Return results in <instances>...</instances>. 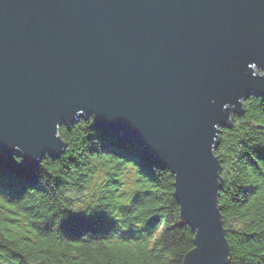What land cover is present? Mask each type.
I'll return each mask as SVG.
<instances>
[{
    "label": "water",
    "instance_id": "1",
    "mask_svg": "<svg viewBox=\"0 0 264 264\" xmlns=\"http://www.w3.org/2000/svg\"><path fill=\"white\" fill-rule=\"evenodd\" d=\"M260 71L264 0H0V150L36 169L93 118L174 176L195 235L182 264H229L216 150L264 97Z\"/></svg>",
    "mask_w": 264,
    "mask_h": 264
},
{
    "label": "trees",
    "instance_id": "2",
    "mask_svg": "<svg viewBox=\"0 0 264 264\" xmlns=\"http://www.w3.org/2000/svg\"><path fill=\"white\" fill-rule=\"evenodd\" d=\"M243 111L219 134V206L229 264H264V98L249 97ZM59 136L64 152L33 170L0 150V264H182L195 235L172 173L151 152L101 135L93 118ZM118 214L150 239L110 242Z\"/></svg>",
    "mask_w": 264,
    "mask_h": 264
},
{
    "label": "clouds",
    "instance_id": "3",
    "mask_svg": "<svg viewBox=\"0 0 264 264\" xmlns=\"http://www.w3.org/2000/svg\"><path fill=\"white\" fill-rule=\"evenodd\" d=\"M250 67H252V68L254 69L256 66H255V64H253V65H250ZM253 75L255 76V75H257V73H256V72H253ZM259 75H260L261 77H264V73H259ZM59 126H60V125H57V129L59 128Z\"/></svg>",
    "mask_w": 264,
    "mask_h": 264
},
{
    "label": "rangeland",
    "instance_id": "4",
    "mask_svg": "<svg viewBox=\"0 0 264 264\" xmlns=\"http://www.w3.org/2000/svg\"><path fill=\"white\" fill-rule=\"evenodd\" d=\"M260 73H263V72L260 71ZM263 98H264V97H263ZM243 112H244V111H243ZM243 112H242V113H243ZM242 113H241V114H242ZM217 149H218V148H217ZM37 168H38V167H37ZM221 170H222V167H221ZM160 234H161V233L159 232L157 235H155V237H154V239L152 240V242H154L155 239H157V237L160 236Z\"/></svg>",
    "mask_w": 264,
    "mask_h": 264
},
{
    "label": "bare ground",
    "instance_id": "5",
    "mask_svg": "<svg viewBox=\"0 0 264 264\" xmlns=\"http://www.w3.org/2000/svg\"><path fill=\"white\" fill-rule=\"evenodd\" d=\"M219 146V145H218Z\"/></svg>",
    "mask_w": 264,
    "mask_h": 264
}]
</instances>
